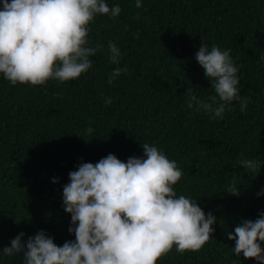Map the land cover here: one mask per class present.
I'll return each instance as SVG.
<instances>
[{
    "label": "trees",
    "instance_id": "obj_1",
    "mask_svg": "<svg viewBox=\"0 0 264 264\" xmlns=\"http://www.w3.org/2000/svg\"><path fill=\"white\" fill-rule=\"evenodd\" d=\"M106 2L121 13L98 14L89 24L88 46L103 48L79 78L12 85L0 74V249L21 232L25 241L40 231L57 246L74 241L63 203L69 173L109 154L143 158L148 143L182 171L177 197L217 218L199 251L173 247L157 264H258L237 257L227 233L264 213V163L256 175L239 163L264 162V0H141L140 8L136 0ZM109 41L121 51L119 65L109 61ZM202 43L231 50L239 94L250 97L245 111L234 101L213 118L187 106L189 87L206 102L215 94L195 59ZM116 67L127 71L109 84ZM233 178L238 196L226 192ZM0 264H24L23 254L0 250Z\"/></svg>",
    "mask_w": 264,
    "mask_h": 264
},
{
    "label": "clouds",
    "instance_id": "obj_2",
    "mask_svg": "<svg viewBox=\"0 0 264 264\" xmlns=\"http://www.w3.org/2000/svg\"><path fill=\"white\" fill-rule=\"evenodd\" d=\"M141 6V0H136V7ZM120 13L119 5L109 7L106 0H2L0 74L12 85L79 78L92 67L90 58L103 48L101 44L88 46L89 24L98 14L115 18ZM108 49L110 63L119 65L120 49L111 41ZM230 52L201 44L195 59L215 94L206 102L187 88L189 108L222 118L236 101L245 111L250 97L239 94L238 67ZM126 71V67L114 68L108 83ZM111 102L106 98V104ZM142 147L143 158L123 162L109 154L69 173L63 203L65 212L71 214L69 232L75 235L74 241L57 246L44 231L25 241L21 232L0 250L9 257L22 253L24 264H157L173 247L179 253L199 251L215 231L216 216L206 215L198 202L184 195L177 197L173 185L182 177L177 163L154 145ZM239 163L256 175L264 162L242 158ZM226 192L240 194L235 178ZM258 195H264V190ZM227 236L235 241L237 257L242 254L264 264V213L255 221L242 220Z\"/></svg>",
    "mask_w": 264,
    "mask_h": 264
}]
</instances>
